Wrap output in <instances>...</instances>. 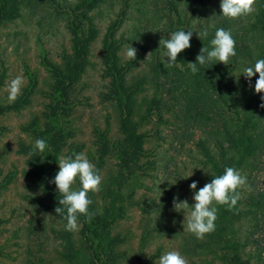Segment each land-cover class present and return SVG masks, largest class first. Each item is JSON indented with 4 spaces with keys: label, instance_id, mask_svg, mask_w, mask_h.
<instances>
[{
    "label": "trees",
    "instance_id": "trees-1",
    "mask_svg": "<svg viewBox=\"0 0 264 264\" xmlns=\"http://www.w3.org/2000/svg\"><path fill=\"white\" fill-rule=\"evenodd\" d=\"M107 0H0V25L18 18L24 8L33 12L50 4L55 11L64 16L71 34V50L63 51L62 62H53L48 55L42 54L41 64L52 79V122L40 128L39 120L34 117L22 125L23 132L31 139H20L17 152L26 156V166L22 171L26 179V188L30 197L39 202L61 222L65 221L55 213L61 195L55 191L51 178L58 170V157L65 146L68 132L62 115L68 114L81 76L91 65V46L97 39L99 29L94 22L93 11ZM132 0H121L120 18L111 21L102 38L101 61L102 77L106 80L101 97L111 103L119 115L121 138L118 140V163L116 172H112L106 182L101 184V202L96 193L90 192L89 221L83 215L78 217L80 229L56 231L60 240L59 258L68 264H119L125 251L120 245L126 239L114 230L115 225L128 217V203L133 200L140 186L142 165L145 155V133H139L133 123V116L138 109L145 108L146 116H154L160 123L168 117L183 119L187 125H196L208 130L207 135L196 141V146L203 155V164L211 175L206 174L207 182L212 175L223 173L225 166L238 169L241 173L246 168L264 171V107H261L259 94L249 88L243 75L239 83L233 75L257 59L264 58V0H255L251 19L239 22L235 19L218 17L210 13L209 0H166L168 12L164 29L158 33L157 46L151 48L149 73L136 71L139 57L123 60L121 50L127 38L119 34V27L127 15L126 9ZM197 15L206 17L199 23V29L207 28V38L194 32L191 46L177 57V66L166 67L160 63L164 49L158 48L160 39L167 38L170 31L177 29L195 30L192 21ZM217 27L230 30L236 42V56L228 65L217 62L199 66V71L191 73L189 62H195L200 49L209 47V41ZM167 60V57H165ZM27 83L22 93L9 105L13 110H20L30 104L39 80L35 71L26 68ZM256 76L252 77L254 84ZM154 84L152 96L139 95L145 92L147 84ZM210 123V124H209ZM212 123V124H211ZM109 128L97 131L98 156L96 168L103 167V159L109 150ZM43 138L48 149L43 153L33 151V142ZM70 151L68 155L76 153ZM40 155V156H37ZM9 182V181H7ZM206 183V182H205ZM204 183V184H205ZM202 184L199 187H202ZM78 181L74 187H78ZM5 187L0 183V189ZM236 205L229 209L225 205H215L218 209L215 230L207 233L203 239H196L191 234L183 238L185 254L204 255L207 264L218 261L221 264H264V189L241 196ZM161 221V220H160ZM250 222L254 230L252 235H240L241 225ZM158 229L161 226L155 225ZM153 229H148L140 240L137 264H158L159 252L147 253V245ZM260 232L262 237L255 238ZM254 243L258 250L253 254L248 246ZM2 248L0 247V257ZM253 258L255 260L253 261Z\"/></svg>",
    "mask_w": 264,
    "mask_h": 264
},
{
    "label": "rangeland",
    "instance_id": "rangeland-1",
    "mask_svg": "<svg viewBox=\"0 0 264 264\" xmlns=\"http://www.w3.org/2000/svg\"><path fill=\"white\" fill-rule=\"evenodd\" d=\"M59 1L64 4V0ZM209 4L210 13L220 12L219 0H209ZM122 6L121 0H107L93 11L99 34L91 46V65L81 76L71 96L73 104L68 114L62 115L68 134L58 160L78 149L76 153L83 152L96 166L99 160L97 131L109 128V150L99 173L101 184L117 170V142L122 136L118 113L100 95L106 84L101 75V46L107 26L120 18ZM126 12L118 31L127 38L121 57L123 60L128 59L125 51L130 42L139 57L135 70L149 73L151 66L147 60H150L151 48L157 46V34L165 27L163 14L168 12L166 0H132ZM205 19L204 15H197L192 21L194 29L199 30V23H204ZM248 19H251L250 15L237 18L239 22ZM64 50H71V34L65 17L50 4L36 12L24 8L21 16L0 25V183L5 185L0 189V264H68L59 258L60 240L56 238V231L64 229L65 223L30 197L27 181L22 174L26 156L17 152L20 139H26L27 142L31 140L23 132V124L34 117L39 120L40 128L52 122V79L40 61L44 53L59 64ZM26 68L35 71L39 84L30 104L16 111L9 108L12 102L7 101L5 85L20 77L21 94L27 83ZM154 91V84H147L138 101L141 102L145 94L152 96ZM132 119L137 132L145 133L146 153L141 159L140 171L143 175L140 177V186L133 200L128 203L129 215L114 228L126 239L120 245L125 257L119 264H137L140 240L148 229H153V232L147 253L160 251L161 254L175 249L185 257L187 264H207L204 255L184 253L183 238L189 233L183 232V213L173 210V198L186 199L191 204L190 183L198 181V188L207 183L203 169L208 171V168L203 164V155L196 141L207 135L209 125L204 129L187 125L182 118L173 117L160 123L156 117L146 116L144 106L142 110L138 109ZM241 174L247 178L246 185L240 187L242 197L264 189V171L246 168ZM95 193L97 201L101 202L100 188ZM158 223L161 227L157 229L155 225ZM79 229L78 222L74 233ZM253 230L251 223L246 222L241 225L240 235L251 236ZM254 237L261 238L262 235L257 232ZM248 248L253 254L259 251L258 245L254 243ZM207 259L210 264H221L211 261L210 256Z\"/></svg>",
    "mask_w": 264,
    "mask_h": 264
},
{
    "label": "clouds",
    "instance_id": "clouds-1",
    "mask_svg": "<svg viewBox=\"0 0 264 264\" xmlns=\"http://www.w3.org/2000/svg\"><path fill=\"white\" fill-rule=\"evenodd\" d=\"M254 2L255 0H219L220 12L216 15L224 19H235L251 14ZM194 32L200 40L201 37L207 38L209 35L207 28L187 29V31L177 29L170 31L167 38L160 39L158 48L162 47L164 49L160 57V63H163L165 68L177 66L178 54L191 46L190 41ZM209 45V47L203 46L200 49L195 62L188 63L191 73L195 74L199 71L198 65L211 64L213 66L217 62L228 65L230 59L236 56V42L232 33L223 27L215 29ZM136 53V48L129 42L125 56L134 61ZM165 57H167V60H165ZM256 74H258V77L253 84L252 77ZM241 75H243L254 94L260 95V106L264 107V58L255 60L245 66L238 75H233L237 84ZM5 87L8 93L7 101L9 103L14 102L20 95L22 79L16 77L7 83ZM47 149L48 143L45 139L37 138L33 142L34 152L43 154ZM57 163L58 170L50 180V183L55 185V191L61 195L55 213L65 221V230L74 231L78 228L79 216L83 215L89 221L92 219L89 213V205L92 201L88 194L99 190L102 177L95 164L83 152L61 156ZM203 170L206 174L211 175L205 169ZM211 177L210 182L199 188L197 187L198 181L193 180L190 183L189 189L192 192L193 203L189 204L186 199H180L179 197L173 198V210L183 213V232L191 234L196 239H203L207 233L215 230L218 210L215 205H225L229 209L233 208L239 198L237 190L246 185L247 181V178L238 169L230 166H225L222 174L212 175ZM77 181L79 186L74 187ZM158 264H187V262L178 250L172 249L161 253Z\"/></svg>",
    "mask_w": 264,
    "mask_h": 264
}]
</instances>
